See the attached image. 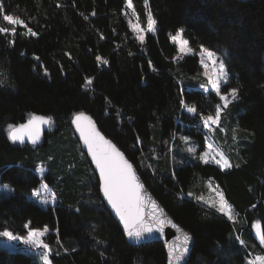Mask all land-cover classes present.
<instances>
[{"label":"trees","instance_id":"16d2710c","mask_svg":"<svg viewBox=\"0 0 264 264\" xmlns=\"http://www.w3.org/2000/svg\"><path fill=\"white\" fill-rule=\"evenodd\" d=\"M133 1L143 20V0ZM123 5L124 0H0V28L7 29L0 32V185L7 190L0 193V232L23 236L47 229L43 239L51 264H166L161 244L128 245L104 209L98 180L69 124L84 111L193 236L187 264H229L223 253L234 233L264 256L249 228L259 224L264 236V0H148L156 24L143 42L132 35ZM5 14L23 24H9ZM178 29L194 52L201 46L227 51L221 92L235 89L238 99L220 115V123L231 120L227 132L217 127L212 139L220 143L222 134L230 167L190 160L177 147V133L200 136L187 123L213 116L220 105L217 95L196 89L203 81L197 55L176 60L170 37ZM97 57L107 63L100 65ZM193 76L198 83L188 82ZM183 106L195 108L194 115ZM33 115L51 119L39 145L7 139L10 125ZM38 166L46 169L41 177ZM209 180L231 205L234 221L196 199ZM44 182L55 199L46 208L29 199ZM38 260L0 247V264Z\"/></svg>","mask_w":264,"mask_h":264},{"label":"snow or ice","instance_id":"6c2138e0","mask_svg":"<svg viewBox=\"0 0 264 264\" xmlns=\"http://www.w3.org/2000/svg\"><path fill=\"white\" fill-rule=\"evenodd\" d=\"M129 7L131 4L129 3ZM3 19L12 25H22L23 21L15 19L11 15L5 14ZM156 24L155 19L148 14V31L152 32ZM7 29L0 28V32H6ZM15 33V28L12 29ZM183 29H178L176 34L171 36L170 39L173 42L178 43V50L180 53L188 54L192 52L187 40L182 39ZM28 33L35 36L36 33L31 29H28ZM138 39L143 42L145 37L140 35ZM200 55L206 57L201 59V66L204 68V76L207 78L208 84L215 94L219 96L220 101H223L224 107H228L230 101L228 100V95L232 96L233 100L238 99L237 90L231 89L226 95L221 94V81H227L228 74L225 71V64L223 62L219 63V67H216L217 60L215 58V53L203 46L200 48ZM100 60V57H97ZM107 63V61H104ZM211 63L212 67H209ZM47 75V72H45ZM92 83L91 79L86 80V85ZM181 104L184 101L181 100ZM188 112H195V108H188ZM220 106H216L215 119L212 116L204 118L203 123L205 127L209 126V122L212 124L218 123L220 119ZM49 120L45 119L43 116L33 115L31 119L26 124H22L19 127L9 126L10 131L8 133L9 138L15 142L22 140L25 135L35 143L39 139L40 135V125L48 124ZM76 126V130L79 132L80 139L83 141L84 145L87 146L88 154H90L92 161L95 164L96 169L99 171L100 177V190L103 192V196L106 198L111 208L115 211V214L119 217L122 222L124 230L129 238L135 240H140L145 233H150L153 227L150 224L145 223V220L149 217L146 215L145 201L141 195L142 185L137 182L136 175L133 171V166L124 158V155L117 150V148L110 143L96 130L95 125L92 123L90 117L85 115L83 112L77 114L73 121ZM190 152L194 149L190 148ZM203 159V157H201ZM207 162V161H205ZM216 164L223 168L230 167L229 161L221 156L220 160L215 161ZM189 195H192L189 193ZM197 200L202 199L197 197ZM45 203L47 201H44ZM205 203H207L205 201ZM225 202L223 196L221 195V204L218 211L223 212L225 210ZM231 218V217H229ZM162 223V221H160ZM28 228V225L24 226ZM254 228L259 229V225H253ZM257 236H260V232L257 231ZM0 236L7 237L9 239H21L19 236H14L10 231L0 232ZM44 236L43 231L32 230L28 232L27 237L24 242L33 246H39L44 249L43 253V264H49L48 259V244L42 243L41 238ZM261 242L264 243V236H260ZM189 237L185 235L184 242L187 245ZM183 255V253H181ZM181 259L180 255L173 256V252H169V264H172L173 260L179 261ZM186 264V262H185ZM250 264H264V257L258 256L256 261L250 262Z\"/></svg>","mask_w":264,"mask_h":264},{"label":"rangeland","instance_id":"374dc122","mask_svg":"<svg viewBox=\"0 0 264 264\" xmlns=\"http://www.w3.org/2000/svg\"><path fill=\"white\" fill-rule=\"evenodd\" d=\"M129 3L131 4V7H129ZM147 3L148 0H143V9H142V14H143V20L141 19V17L139 16L138 12L135 11L134 9V1L133 0H124V5L122 8V15L123 17L126 19V23H128L129 29L132 32V35L139 41L141 42L138 37L140 35H144V37L146 36V33H154L155 30V26H154V30L152 32L148 31V14L150 13L149 10H147ZM176 33L172 34L171 36L175 35ZM182 39L186 40L184 35H182ZM178 48V43L174 42ZM201 48V47H200ZM200 48L197 50V52L192 51L191 53L188 54H183L180 53L178 50V54L175 57L176 60L181 59V57L185 56V55H189L192 53H195L197 55V58L199 59V70H200V78L203 80L201 82L200 85H198L196 87V89H200L201 91H203L204 94H209V93H213L215 94V90H213L211 88V86L208 84L207 78L204 76V68L201 66V59H205L206 57H202L200 55ZM210 50V49H209ZM215 53V58L217 60V64L216 67H219V63L223 62L225 64V55H227V51L226 49H220L219 50H211ZM97 62H99L100 65H104V61H102V58H100V60H97ZM209 67L211 68L212 65L211 63H209ZM226 67V64H225ZM226 73L227 69H225ZM198 77L197 76H193L190 78V80L188 82H191L193 84L198 83ZM225 81H221V85L224 84ZM228 92H221L222 95H226L228 94ZM216 95V94H215ZM219 98V96H217ZM228 100L231 102L233 101L232 96L228 95ZM219 103H220V115L223 111V101H220L219 99ZM188 108H192V107H184L183 106V110L185 112L188 113L189 116H193L195 112H188ZM216 114V113H215ZM215 114L212 116L215 119ZM208 116H204L201 115L200 117H198L193 123H187L186 127L188 128H192L193 131L198 132L200 136L203 138L202 142L199 139L200 136H190V135H186V134H182V133H177V137L179 138V142L177 143V147L180 151H184L185 154H189L188 157L191 158L190 160H195L198 159L202 162H209V163H213L215 165H217V167L224 169L223 167H221L220 165L216 164L215 161L216 160H220L221 156H223L224 158H226L228 160L227 155H225V150L223 149V147L221 146V144L224 143L223 140V136L222 134L219 136L218 140L220 141V143L214 142L212 139V133L214 132V129H216L217 127H220L222 133H226L227 132V127H229L231 125V120L228 119L226 117V119L223 122L220 123V119L218 121V123L216 124H212L211 122H209V126L205 127L203 120L204 118H206ZM10 130V129H9ZM222 137V138H221ZM200 140V141H199ZM217 140V141H218ZM218 141V142H219ZM200 142L202 144H200ZM225 145V143H224ZM192 148L194 149V151L190 152L189 149ZM201 157H203V159H201ZM229 161V160H228ZM46 171V169L42 166H38L36 172L38 176H42V173H44ZM38 188L35 189L31 194H30V198L31 200H33L34 202H36L38 205H40L42 208H46L48 206H52L55 203V199H54V193L52 192L51 187H49V185H47L45 182L41 183L39 186H37ZM6 188L5 186L0 185V193L6 192ZM221 189L219 188L218 184L209 180L207 182V190L205 192V194L201 195L199 194L197 197H201L202 199L198 200L201 203L207 204V205H212L213 207H216L217 209H219L220 204H221V195L223 196L222 192H220ZM223 200L225 202V210L221 213H223L225 215V217L229 218L231 221L235 220V216L233 213V209L231 207L230 204H228L227 201H225L224 197ZM44 201H47L46 203ZM205 201L207 203H205ZM257 223H252L250 228L251 231V235L253 236V233L258 230L260 232V236L262 235L261 232V228L257 229L254 228L253 225H256ZM259 225V224H258ZM260 227V226H259ZM32 231V230H30ZM37 231H43L44 232V236L48 233L47 229L44 230H37ZM29 232V231H28ZM28 232L23 235V236H19L21 237V239H9L7 237L4 236H0V247H3L7 250L10 251H17V250H22L24 252H27L29 254L34 255L36 258H38L41 264H43V253H44V249H42L39 246H33L30 244H26L24 242L25 238L28 235ZM43 236V237H44ZM43 237L41 238V242L42 243H46L43 239ZM234 240L230 241V243H227V246L225 248V252L223 254H225L226 256V262L229 264H250V262L256 261V258L258 256L264 257L262 254H260L259 252L253 253L252 251L254 250V247L249 243L248 240H242V238L240 236H238L237 234L234 233ZM246 239V238H245ZM256 238L253 237V245L256 244L257 242L256 240H254ZM248 241V243H247ZM47 244V243H46ZM234 246V248H233ZM236 247V248H235ZM259 247V246H258ZM229 252V254H227ZM48 253H49V249H48ZM49 259V258H48ZM49 264L50 261H49Z\"/></svg>","mask_w":264,"mask_h":264},{"label":"water","instance_id":"95a60500","mask_svg":"<svg viewBox=\"0 0 264 264\" xmlns=\"http://www.w3.org/2000/svg\"><path fill=\"white\" fill-rule=\"evenodd\" d=\"M81 112H83L85 115L90 117L92 123L96 127V130L99 131L100 134L104 136L106 140L112 143L117 148V150L120 151L124 155V158L128 160L130 164H132L133 171L137 178V182L143 186L141 189V195L145 201L146 215L149 217L148 219L145 220V223L150 224L153 227V230L150 233H145L140 240H135L127 236L122 222L119 220V217L115 214V211L111 208V205L108 204L106 198L103 196V192L100 190L99 171L98 169H96L95 164L92 161L90 154H88L87 146L84 145L83 141L80 139V135H79V132L76 130L75 124L72 123L74 117ZM35 116H43L45 119L49 120L48 124L40 125L39 139L35 143H33L28 138V136L25 135L22 140L15 141L14 143H17L20 145H31V146H37L41 143L43 139L42 137H44L45 132L48 130L50 126L49 124L51 122V119L48 116H44V115H35ZM29 119H31V117ZM29 119L26 120L22 124H26L29 121ZM95 122H96L95 119L87 112L78 111L73 114L71 118V122L69 124L71 125V130L79 143V146H80L79 149H81V151L85 154L86 158L88 159L87 161L90 162L93 168L92 172L95 174L98 180L97 185H99L98 186L99 195H100L99 197L102 202V205L104 206V209H106L109 212L110 216L114 219V221L117 222L121 230V233L123 234L125 241L128 243V245L139 246V245H144V244L151 243V242H158L159 244L163 246L165 250L166 264H169L170 250L173 252V256H177V255L181 256V259L179 261L173 260L172 264H185V262L187 264L191 258V253L193 249V244H194L193 236L188 231H185V229L182 228L174 219H172V216L168 213L165 207H163V205L157 200V198L151 194L152 192L149 190L146 183H144V180L141 177L139 171H137L138 169L135 166V164L126 158L127 156L125 155V153L120 148H118L117 145L109 137L104 135V133L98 128V125ZM19 126L20 125L14 126V128L19 127ZM7 139L13 142L9 138V135ZM160 221H162V223H160ZM257 231L258 230H256L253 233V237L256 238L255 240L257 241L258 245L261 248H263L264 243L261 242L260 236L256 235ZM185 235L189 237L187 241V245H185V242H184ZM181 253H183V255H181Z\"/></svg>","mask_w":264,"mask_h":264},{"label":"bare ground","instance_id":"6f19581e","mask_svg":"<svg viewBox=\"0 0 264 264\" xmlns=\"http://www.w3.org/2000/svg\"><path fill=\"white\" fill-rule=\"evenodd\" d=\"M252 238H253V236H252ZM255 240V239H254ZM257 242V241H256ZM257 245H258V243H257ZM259 246V245H258ZM260 247V246H259ZM261 248V247H260ZM189 262V261H188Z\"/></svg>","mask_w":264,"mask_h":264}]
</instances>
